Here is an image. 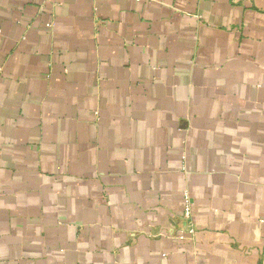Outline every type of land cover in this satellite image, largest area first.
Returning a JSON list of instances; mask_svg holds the SVG:
<instances>
[{"label": "crops", "instance_id": "1", "mask_svg": "<svg viewBox=\"0 0 264 264\" xmlns=\"http://www.w3.org/2000/svg\"><path fill=\"white\" fill-rule=\"evenodd\" d=\"M0 264H264V0H0Z\"/></svg>", "mask_w": 264, "mask_h": 264}, {"label": "built area", "instance_id": "2", "mask_svg": "<svg viewBox=\"0 0 264 264\" xmlns=\"http://www.w3.org/2000/svg\"><path fill=\"white\" fill-rule=\"evenodd\" d=\"M184 205H183V220L185 222V232L192 236L195 232V226L192 222V210H191V201L189 194L185 191L184 194Z\"/></svg>", "mask_w": 264, "mask_h": 264}]
</instances>
